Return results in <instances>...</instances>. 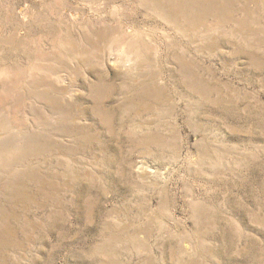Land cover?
<instances>
[{
  "label": "rangeland",
  "instance_id": "rangeland-1",
  "mask_svg": "<svg viewBox=\"0 0 264 264\" xmlns=\"http://www.w3.org/2000/svg\"><path fill=\"white\" fill-rule=\"evenodd\" d=\"M0 264H264V0H0Z\"/></svg>",
  "mask_w": 264,
  "mask_h": 264
}]
</instances>
